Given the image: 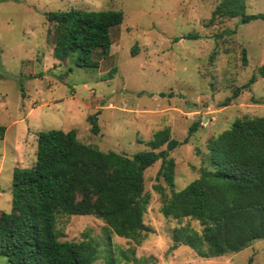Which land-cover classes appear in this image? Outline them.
Returning a JSON list of instances; mask_svg holds the SVG:
<instances>
[{
  "label": "rangeland",
  "instance_id": "rangeland-1",
  "mask_svg": "<svg viewBox=\"0 0 264 264\" xmlns=\"http://www.w3.org/2000/svg\"><path fill=\"white\" fill-rule=\"evenodd\" d=\"M228 0H0V211L11 209L13 169L35 163L37 134L75 130L78 140L102 152L132 156L149 150L153 134L170 129L181 144L169 152L175 189L199 175L209 138L239 118L264 117V78L258 77L226 107L220 104L264 64V21L241 23ZM246 15L264 14V0H242ZM240 0H237V10ZM121 11L107 56L95 51L81 67L74 53L60 62L47 38L49 12ZM218 9L219 15L214 13ZM242 15V14H241ZM245 51L246 65L241 62ZM211 58V56H213ZM91 118L98 127L91 131ZM197 124L192 135L188 129ZM165 146L158 150L164 149ZM161 160L144 172L148 228L140 245L116 236L94 216H58L59 241L95 245L92 264H264V239L239 253L201 258L185 246L172 249L174 229L196 231V221L164 217L169 195L156 178ZM0 264H9L0 256Z\"/></svg>",
  "mask_w": 264,
  "mask_h": 264
},
{
  "label": "trees",
  "instance_id": "trees-1",
  "mask_svg": "<svg viewBox=\"0 0 264 264\" xmlns=\"http://www.w3.org/2000/svg\"><path fill=\"white\" fill-rule=\"evenodd\" d=\"M228 1L235 6L229 17L241 16V23L264 21V14L243 13L242 0L238 10L237 0ZM214 13L223 15L218 9ZM46 20L52 26L47 38L56 60L64 62L78 53L79 66L96 68L90 57L97 50L108 55L110 31L122 23L123 13L69 9L49 12ZM241 62L246 65L244 50ZM258 77L264 78V64L220 107L228 106ZM196 127L188 129L189 136ZM5 131L0 125V141ZM91 131H98L93 118ZM187 141L170 138V129L164 128L147 141L149 150L127 156L85 145L75 130L39 132L34 165L13 169L11 209L0 211V256L9 264H92L97 250L89 240L59 241L56 220L65 215L94 216L111 233L140 245L149 231L143 223L149 203L144 172L158 160L156 178L161 177L169 190L167 196L155 186L162 198L161 214L178 221L190 219L200 227L174 229L172 249L185 246L208 259L239 253L264 239V117L237 118L209 138L198 177L176 190L175 162L169 152Z\"/></svg>",
  "mask_w": 264,
  "mask_h": 264
}]
</instances>
